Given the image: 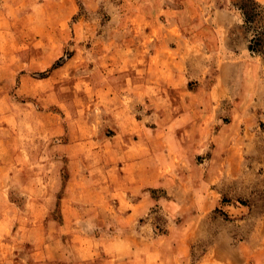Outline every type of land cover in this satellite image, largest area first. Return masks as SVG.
<instances>
[{
	"label": "rangeland",
	"instance_id": "374dc122",
	"mask_svg": "<svg viewBox=\"0 0 264 264\" xmlns=\"http://www.w3.org/2000/svg\"><path fill=\"white\" fill-rule=\"evenodd\" d=\"M228 2L0 0V264H264V4L226 33L240 77L214 107ZM151 30L186 90L140 94L122 58Z\"/></svg>",
	"mask_w": 264,
	"mask_h": 264
},
{
	"label": "crops",
	"instance_id": "0c3cea01",
	"mask_svg": "<svg viewBox=\"0 0 264 264\" xmlns=\"http://www.w3.org/2000/svg\"><path fill=\"white\" fill-rule=\"evenodd\" d=\"M260 3L264 4V0H256ZM233 5H230L229 2L227 5L223 7H215L213 9H210V21L207 28H210L214 31H217V33L221 36L218 40L215 41V49H211L212 55H218V69L215 83L214 85L209 87L208 89V95L210 96V99L215 100L216 103H213V101H209V104L216 107L219 104L224 102V99L226 96H230L234 94L235 90H230L229 88V82L239 79L240 73H237L236 75L230 76L226 69L228 70L234 65H238V63L241 62L242 57L240 56L241 52L238 50V47L236 48V44H234L230 38V36L226 35L227 32L232 30L233 28L239 26L242 21L244 20L242 12ZM208 8L206 7V10ZM202 11H204L202 9ZM145 37V36H144ZM155 31L151 30L148 34L147 39L143 38L141 41L142 50L143 53L140 52L138 55H127L123 59V63L127 64V70L129 71V68L131 69L132 76L134 77V82L140 85L141 92L140 94L146 96L154 94H162V92H167V94H171L175 90H182L185 89V79L187 78V63L189 62L188 59L182 58L184 55H179V59L174 58L169 60V58L166 59V57H162L159 52L152 51L151 48H157L160 47L159 40L156 39ZM110 43V42H108ZM192 47L193 43L189 42ZM210 44V43H209ZM213 44V46H214ZM208 48H213L210 45H208V42L206 43ZM249 49V46L247 47ZM148 50V51H146ZM214 50L215 53H214ZM227 50V51H226ZM231 53L232 57H220L219 55H223L224 53ZM208 54V53H207ZM177 55V54H176ZM135 56V57H133ZM249 61L254 62V68H250L248 73V93H250V96H247L249 99V102L254 98V96L257 94V91L264 88V77L262 78V82L260 83L259 80V70L262 67V64L264 65V60L261 57H255L251 59H245L244 62L248 63ZM176 63L182 64V66L179 68ZM161 64H167L164 65L165 67L161 68ZM175 64V65H173ZM135 66V67H134ZM132 67L136 68L137 72L132 70ZM126 69L121 72H116L117 79L124 80L127 75ZM110 72L111 68H108V76L110 78ZM114 72H111V74ZM239 76V77H238ZM260 83V84H258ZM187 93V91H185ZM255 99V98H254ZM247 102V101H246ZM237 103V102H236ZM124 168H121V174L123 177H125L124 181L125 183H128L129 181V170L126 169L123 173ZM122 177V181H123ZM142 182L144 181V178L138 177L136 179V182ZM139 188V184L136 185ZM117 237H112V239H115ZM113 251V250H110ZM110 254V253H109ZM114 259L123 257L118 252H115L113 255ZM185 260V258H180V261L182 262ZM111 261V260H110ZM114 263V262H112ZM108 262V264H112Z\"/></svg>",
	"mask_w": 264,
	"mask_h": 264
},
{
	"label": "trees",
	"instance_id": "16d2710c",
	"mask_svg": "<svg viewBox=\"0 0 264 264\" xmlns=\"http://www.w3.org/2000/svg\"><path fill=\"white\" fill-rule=\"evenodd\" d=\"M261 4L263 3H260L256 0H244V2L241 3H233V6L237 7L242 12L246 23H252L255 21V17L257 14H259L260 9L262 10ZM260 41V37H253L251 44L249 45V49L252 52H257L264 55V50Z\"/></svg>",
	"mask_w": 264,
	"mask_h": 264
}]
</instances>
